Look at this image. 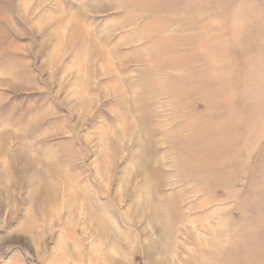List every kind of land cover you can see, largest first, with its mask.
I'll return each mask as SVG.
<instances>
[{
    "label": "rangeland",
    "instance_id": "rangeland-1",
    "mask_svg": "<svg viewBox=\"0 0 264 264\" xmlns=\"http://www.w3.org/2000/svg\"><path fill=\"white\" fill-rule=\"evenodd\" d=\"M0 264H264V0H0Z\"/></svg>",
    "mask_w": 264,
    "mask_h": 264
},
{
    "label": "bare ground",
    "instance_id": "bare-ground-1",
    "mask_svg": "<svg viewBox=\"0 0 264 264\" xmlns=\"http://www.w3.org/2000/svg\"><path fill=\"white\" fill-rule=\"evenodd\" d=\"M112 257V256H111Z\"/></svg>",
    "mask_w": 264,
    "mask_h": 264
}]
</instances>
